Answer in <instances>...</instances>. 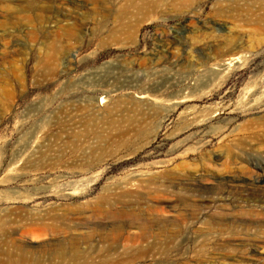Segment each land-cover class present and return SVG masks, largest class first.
I'll list each match as a JSON object with an SVG mask.
<instances>
[{"label": "rangeland", "instance_id": "374dc122", "mask_svg": "<svg viewBox=\"0 0 264 264\" xmlns=\"http://www.w3.org/2000/svg\"><path fill=\"white\" fill-rule=\"evenodd\" d=\"M191 1L0 0V264H229L264 239V23L227 18L264 0Z\"/></svg>", "mask_w": 264, "mask_h": 264}, {"label": "bare ground", "instance_id": "6f19581e", "mask_svg": "<svg viewBox=\"0 0 264 264\" xmlns=\"http://www.w3.org/2000/svg\"><path fill=\"white\" fill-rule=\"evenodd\" d=\"M90 1H91V4L95 3V4H100V5H103V6H105L107 4L114 5V4L118 3V4H120V6H123L124 8H128V7H144V6H161V5H165V4L167 5L168 3L169 4H174V5H188V4H190L192 2L191 0H171L172 1L171 3H170V1L167 3V1H165V0H118V1H112V0H90ZM86 3H87V1H86ZM227 18L229 20H231V21H234V22L243 21L244 23H249V24L256 25L257 28L255 27V30L253 29L254 31H252L251 34L254 32L255 33L254 35H257L258 34L257 30H259L258 26L259 25L261 26V25H263L261 23H264V12L262 14L261 13L260 14L249 13V14H246V15L231 14ZM249 24H246V25H249ZM132 28H134V27H132ZM129 29L130 28H125L124 27V28H122L121 31H122V34H125L126 37L131 38V34L132 33L130 34V32H129L130 30ZM259 33L261 34V31H259ZM237 61H238V57H231V58L226 59V60L224 59V61H222L218 65V67L220 68V71L223 72V71H226L235 62L237 63ZM142 121H143V118H142ZM137 122L135 121V123H137ZM133 123H134V121H133ZM125 131H126V129H125ZM236 242H238V241H236ZM263 248H264V239L259 237L256 240L255 244L253 245V248L251 249V251L248 254H242L243 252L240 255L232 254V255L229 256V258H225V259L228 260L229 264H234V263H236V264H257L258 262L255 263L254 260L249 259V257H253L254 255H251V254H256V252L258 253V251L262 250ZM53 254L57 255L62 261L68 260V261L73 262L74 264H83L82 260L85 257V254L81 253L80 251L72 250V249L63 250L62 248H56V250L54 251ZM23 257H17V259L13 260L14 264H31L30 262L28 263L27 261H25Z\"/></svg>", "mask_w": 264, "mask_h": 264}]
</instances>
